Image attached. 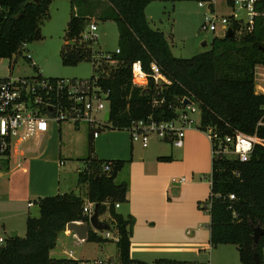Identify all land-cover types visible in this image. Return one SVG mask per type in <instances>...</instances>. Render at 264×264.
Returning <instances> with one entry per match:
<instances>
[{"label": "trees", "instance_id": "trees-1", "mask_svg": "<svg viewBox=\"0 0 264 264\" xmlns=\"http://www.w3.org/2000/svg\"><path fill=\"white\" fill-rule=\"evenodd\" d=\"M101 1L111 8L105 17L116 24L120 50L114 57L116 64L102 59L93 64L99 73L98 84L110 90L109 122L112 128L123 129L132 121L148 116L156 120L172 119L182 106L181 97L188 96L200 109V130L211 127L221 134L238 130L255 133L264 139V93L254 90L255 66L264 65V0L256 4L257 14L250 31L244 30L237 36L236 30L241 24L232 19L229 22L232 36H214L208 50L189 58L174 56L165 33L149 25L145 8L151 0ZM50 2H3L7 10L0 22V57H11L20 52L22 42L40 38L39 24L48 16ZM89 22L86 13L70 14L65 43L59 50L62 64L74 65L92 58V41L82 39ZM134 60H140L146 71L151 62L157 63L171 84L159 87L151 81L146 90L132 86L129 65ZM32 67L37 70L34 64ZM154 99L156 104H153ZM83 160L85 166L78 172L77 183L86 184V197L97 205L99 215L108 210L117 238H106L90 228L85 241H114L116 264H147L130 256L134 219L123 217L115 207L116 203L127 202V182H116L127 161L100 160L90 155ZM108 162L110 169L105 171L103 167ZM230 195L234 197L230 198ZM206 201L210 245L236 246L243 264H256L254 253H257L259 264H264V234L257 242L252 238L253 228L264 226V146L256 145L246 161L223 156L211 158L210 193ZM35 203L38 215L26 217L23 237L11 236V233L6 237L5 244L0 247V264H78V260L72 258H51L49 253L67 223H88V215L82 211V196L68 192L41 197ZM188 263L158 258L151 264Z\"/></svg>", "mask_w": 264, "mask_h": 264}, {"label": "rangeland", "instance_id": "rangeland-1", "mask_svg": "<svg viewBox=\"0 0 264 264\" xmlns=\"http://www.w3.org/2000/svg\"><path fill=\"white\" fill-rule=\"evenodd\" d=\"M213 12H210L209 4L199 6L197 1L182 0V1H169V0H151L145 8V15L148 20L149 25L165 33V37L170 45L171 52L176 57L189 58L193 55L208 50L211 46V41L214 36H221L223 31L220 28L221 22L220 18L222 16L230 18L232 13V8L227 0H212ZM110 6L105 1L97 0H51L48 8V16L43 18L39 24V35L40 38L33 41H26V48L22 52V55L16 56L12 54L11 57H0V76H33L37 72H40L45 77H58L65 79H83L88 80L92 75H98L96 66L94 67V62L98 63L101 55L107 53H113L118 47V33L117 27L114 21L110 18L105 17L110 11ZM80 13H86L89 21L96 22L97 26V37L92 40L91 50L92 58L82 60L74 65H64L61 62L59 56V50L65 43L64 34L66 30V24L69 20L70 14L77 11ZM215 15L217 19L215 22L218 26L217 31H206L201 29V24L205 19V15L210 16ZM236 16L246 19L247 12L243 9H237ZM229 20H232L230 18ZM241 27L236 30V35L239 36L244 30L245 25L240 22ZM86 28V27H85ZM203 42H205L203 44ZM29 54L31 59L29 60L24 55ZM34 64L37 68L32 67ZM97 65V64H96ZM196 121L199 120L198 115H195ZM53 126H58V123H52ZM195 132H198L202 138H199L201 143H205L208 149V157L201 159L189 157L186 159V170H190L194 167L196 170L200 171L195 174H177L170 177L181 178L184 177L188 179H196L199 181L210 182L211 174V148L207 137H205L204 132L199 128H192ZM99 132L98 138L90 139V150H88L89 142V130L88 125L80 124L79 128L74 127V125L66 122H62V133L61 140L59 138L58 131L55 133L53 139L45 140L41 143V148L48 152L50 150H58L60 144H62L63 152L65 155L64 159L65 169L70 172L68 173V181H70V188L65 191H74L80 194L84 198L83 192H80L76 186L77 169H82L85 166V161L83 160L85 156L90 155L91 158H96L100 160H108L114 157L113 155H121V143L125 145L128 141L129 145L126 150L129 154V158L125 159L127 161L124 168L118 173L116 177V182L126 181L128 184L127 194L129 193L130 187V165L134 163V167L138 168L141 166V161L144 159L149 162L151 155L152 144H157L161 150H169L170 145L166 142H161L151 139L150 146L144 149L138 142L131 143L130 131L128 129H114L112 127L97 126L94 128ZM157 141L155 143V141ZM195 140V143H198ZM131 143V144H130ZM28 144H23L22 147ZM34 145V144H33ZM130 145H132V154L130 157ZM174 149L173 147H171ZM16 151L15 146L12 152ZM68 155V156H67ZM48 155H45L42 159L45 164L48 161ZM2 159V158H1ZM124 159V158H123ZM160 159V158H159ZM4 164H8L6 159ZM9 160V157H8ZM161 162H174L173 157L170 159H161ZM17 160H12V166L16 165ZM11 163V162H10ZM24 165V164H23ZM63 165H61V168ZM28 176L32 173V168L30 167ZM39 179V177L37 178ZM22 184H26L24 178ZM41 180V179H40ZM72 182V183H71ZM31 186L43 185L44 181H36L30 183ZM64 185V184H63ZM28 184L23 185L25 189ZM45 187V186H44ZM203 190V187H200ZM45 193H48V189L45 188ZM58 193V192H57ZM56 193V194H57ZM61 193V192H59ZM44 194V193H42ZM208 192L205 194L204 198L198 200L194 205V210L199 214V219H197L193 226L196 230L199 229L200 232L206 231V218L207 213V201ZM26 211V214L35 215L38 214V207L34 205L27 207L26 202H18L16 204H9L0 202V212L10 214H16V211ZM17 215V214H16ZM100 220L107 222L110 225L108 229L112 234H115L114 227L111 224V218L108 210L100 215ZM192 216L190 210L187 213L186 221H178L175 225L180 227L181 233L182 229L188 228L187 223L190 222ZM11 231H16L17 235L23 237L25 235V220L15 219L13 222V228L7 230L5 234L6 237L10 235ZM185 234V233H184ZM208 242V238L205 243ZM210 244V243H209ZM210 246L208 249L199 250L198 254H186L182 259L187 262L204 263V264H243L240 261L239 251L236 246L231 244H218L216 246ZM206 246V247H207ZM116 243L114 241H108L104 243L95 241H78L71 237L61 236L58 240L55 248L52 251V255L57 258H72L78 260V264H93L95 259L107 260L109 255H116ZM71 254V256H70ZM187 257V258H186ZM117 260V257H115ZM152 260H148V264H151Z\"/></svg>", "mask_w": 264, "mask_h": 264}, {"label": "crops", "instance_id": "crops-1", "mask_svg": "<svg viewBox=\"0 0 264 264\" xmlns=\"http://www.w3.org/2000/svg\"><path fill=\"white\" fill-rule=\"evenodd\" d=\"M262 67L263 65L255 66L254 90L256 93H264V72L262 71ZM58 124L59 125L55 127L51 124L49 130L42 134V136L32 138L26 142L25 144L28 145L23 147L24 151L10 152L8 156L9 160L8 157L6 158L8 164H4V160H2V165H0V202L4 201V203H9L11 205L18 202H26V206L30 207L27 205L29 201L35 203L37 199L56 195L57 192V194L74 192L65 191L68 190L71 185L70 181H68V173L70 174V172L64 167L66 164L64 159L67 158H65V155H62V144H60L57 151L54 149L48 152V148H46V150L41 148V143L45 140L53 139L57 131L61 140L62 122ZM79 126L80 125L74 127L79 128ZM204 135L207 137L205 133ZM88 136L90 139L91 137L98 138L99 134L97 137H93L90 132ZM199 138H202V136L192 128H189L185 131L182 147H174L170 141L162 140L161 142H166L170 145V151L161 150L157 144H152L151 155L149 157L151 159H149V162L146 160V163H144L143 159L140 162L141 166L138 168L134 167L135 162L130 165V187L129 193L127 194V202L120 203L119 206L116 207V211L123 217L131 216L134 219L129 249L132 258L144 261L147 264L148 260H152L153 262V260L158 258L185 261V259L182 258L186 254H198L199 250H205L210 247L207 246V244H209V214L206 218V231L200 232L197 228L196 230L189 228V226H193L195 221L199 219V214L194 210V205L198 200L204 198L207 192L209 196L210 182L204 183V181H198L197 178L191 180L185 178L184 182L173 183L172 178L176 177H170L174 174H195L200 172L193 171L196 170L194 167L190 170H186V159L188 157L191 160L192 158L204 160L203 158L208 157L209 153L207 146H205L203 141L201 143L197 140ZM195 140H197L198 143H195ZM157 141H155V143ZM150 144L151 143H149L147 148ZM128 145V141H126L125 145L121 143V152L124 153L121 155L115 154L111 159H128L129 153L124 150V147L127 149ZM131 152L132 145H130V157L132 154ZM45 155H48V161L45 162V164H41L40 162H44L42 158ZM167 156L173 157L175 161L161 162V159L166 160L165 157ZM15 159L17 160L16 163L19 162V165L16 164L12 166V160ZM61 165H63L62 168ZM30 167L32 168V173L28 176V169ZM80 170L81 168L75 171L77 173V179ZM38 177L39 179H37ZM22 178H24L27 182L26 184H28L25 189L22 186L26 184H22V180L18 181ZM37 180L44 181L45 187L41 184L31 186L30 183L33 184V182L35 183ZM76 186L80 192H83V200H86V184L78 185L76 181ZM200 187H203V190H201ZM45 188L48 189V193H45ZM189 210L192 219L187 223L188 228L186 232L185 228H183L181 233L180 227L175 224L178 221H186ZM14 211H16L17 215H8L0 212L1 234H5L7 230L13 228L15 219L21 218L26 220V217L30 215L29 212L26 214V211ZM94 231L102 234L101 231ZM112 235L114 236V234ZM61 236L71 237L80 242L85 241L78 239L74 232L66 229L59 233L57 242ZM207 238L208 242L205 243ZM53 249L49 253L50 257L59 259L52 255ZM262 250L264 255V247ZM115 257H117V253L115 256L109 255L107 260L112 259V264H116L117 260H115ZM188 264L204 263L189 262Z\"/></svg>", "mask_w": 264, "mask_h": 264}, {"label": "built area", "instance_id": "built-area-1", "mask_svg": "<svg viewBox=\"0 0 264 264\" xmlns=\"http://www.w3.org/2000/svg\"><path fill=\"white\" fill-rule=\"evenodd\" d=\"M5 0H0V22L6 12ZM259 0H232L230 6L232 13L230 18L242 22L245 28L250 31L253 27L257 14L256 4ZM208 2H198L203 6ZM210 8V4H209ZM237 9L247 12L246 19L236 16ZM210 12H213L210 11ZM229 18V19H230ZM214 14L205 15L201 29L206 31H217ZM227 17L220 18L223 33L226 34L229 26ZM96 22L90 21L84 32L83 40H93L97 37ZM26 48V41L20 45L22 55ZM120 50L117 47L114 52L101 55L99 58L111 65L116 64L115 56ZM29 60V54L24 55ZM131 73V84L134 87L146 90L152 81L156 86L162 87L171 84V81L163 74L157 63L151 62L149 70H144L140 60H134L129 65ZM264 72V65L262 67ZM264 76V73H263ZM99 75H93L88 80L65 79L58 77H45L40 72L33 76H0V165L2 159H6L13 147L17 152L24 151L22 145L32 138L40 137L46 133L52 123L66 122L74 126L80 124L88 125L93 137L99 132L94 130L97 126L111 127L109 118L105 119L106 112H109L110 90L98 84ZM187 100L188 103H185ZM182 106L176 110V115L169 120H156L151 116L145 119L132 121L125 129L130 131L132 142H138L143 148H147L152 138L155 140H168L174 147H182L185 131L189 128H199L200 109L196 101L188 96L181 97ZM157 100H153L156 104ZM195 115L199 120L196 121ZM210 143L211 157L223 156L237 158L246 161L256 145L264 146V139L257 134H247L238 130L232 133L221 134L214 128L207 127L203 131ZM2 158V159H1ZM19 165V162L17 163ZM103 169H110V162L104 165ZM173 183L184 182L185 178H172ZM233 198V195L229 196ZM28 206L34 205L32 201ZM93 202L84 200L82 211L89 216L93 212ZM119 204L116 203L115 207ZM208 210V205H207ZM102 236L106 238H117L109 230H103ZM6 242V236L0 233V247ZM93 264H112L108 260L95 259Z\"/></svg>", "mask_w": 264, "mask_h": 264}, {"label": "water", "instance_id": "water-1", "mask_svg": "<svg viewBox=\"0 0 264 264\" xmlns=\"http://www.w3.org/2000/svg\"><path fill=\"white\" fill-rule=\"evenodd\" d=\"M213 10V4H210V11ZM233 30L231 27H228L227 31H226V36L230 37L232 36ZM205 42H203L204 44ZM185 103H188L187 100L185 101ZM109 118V112H106L105 114V119ZM94 229L96 231H103V230H108L110 228V225L105 222L100 220L99 218V212H98V207L96 204H94L93 206V212L92 214L89 216L88 218V223H82V222H77V221H73V222H69L66 224L65 229L68 231H72L75 233V235L77 236L78 239L80 240H85L87 237V233L89 229ZM264 234V226H256L253 228V241L257 242V240L259 239V237L261 235ZM16 232H11V236H15ZM254 260L256 264H259V259H258V255L257 253H254ZM111 263H113L112 259L110 260ZM53 263V262H52Z\"/></svg>", "mask_w": 264, "mask_h": 264}]
</instances>
